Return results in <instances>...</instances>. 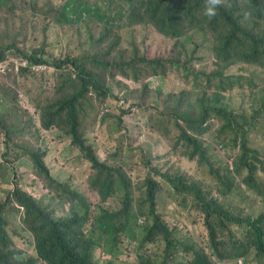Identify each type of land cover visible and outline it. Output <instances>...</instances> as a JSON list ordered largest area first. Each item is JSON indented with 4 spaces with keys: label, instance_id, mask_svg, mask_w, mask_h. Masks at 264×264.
I'll return each instance as SVG.
<instances>
[{
    "label": "rangeland",
    "instance_id": "obj_1",
    "mask_svg": "<svg viewBox=\"0 0 264 264\" xmlns=\"http://www.w3.org/2000/svg\"><path fill=\"white\" fill-rule=\"evenodd\" d=\"M31 1L37 2L40 13L27 12L20 25L5 20L9 16L4 17L0 52H20L28 56L33 50L38 55L42 51L49 62L74 55L95 75L99 84L112 88L117 104L113 99L104 100L100 89L97 93L88 88L77 108V118L79 132L87 144L101 161L119 168L124 180L109 185L110 195L102 201L97 191L99 183L95 182L98 174L71 143L63 119L50 121L45 116L51 111L47 105L64 91L78 93L79 83L40 86L35 83V75L23 76L17 71L14 66L17 56L2 57L0 203H7L6 230L9 249L13 251L10 261L26 264L28 257H37L33 236L23 222V210L13 202L15 198H9L13 184L58 216L72 206V189L80 193L92 210L96 205L115 209L128 200L137 207L146 196L147 179H159L157 211L174 239L196 247L206 245L197 199L193 194L179 195L169 189L159 178L164 171L186 175L241 215L255 216L264 210V58L259 64H245L242 54L256 44H264V0H258L259 7L252 0H221L222 6L232 9L231 18L247 33L246 39H251L243 49L227 53V68H221L214 58L215 39L222 45L225 28L220 26L216 35L211 30L208 34L198 29L205 26L197 24L206 21L204 10L199 11L195 19H191L182 7L178 12L161 16L152 10L154 0H144L145 18L149 21L159 19L157 26H164L163 20L169 17L172 29L178 33L177 42L160 34L152 23H132L123 18L105 25L93 20L96 11L91 6L95 0ZM74 2H79L80 6H72ZM82 4L86 7H81ZM60 7L73 12L77 23L67 27L53 19L57 17L55 8ZM116 9L115 4L110 6V10ZM246 39L235 44H243ZM142 56L162 57L164 72L152 74L151 68H144L137 61ZM131 59L134 63L128 66L127 61ZM106 66L111 67L114 77L104 72ZM210 72L218 73L217 79L209 83L204 74ZM66 73L64 69L61 71V74ZM215 97H220V102L226 106L217 107L226 116H209L202 125L196 122L187 126L181 116L175 115V111L180 115L198 112L208 103V98ZM122 98L124 102L120 101ZM106 102L108 110L101 113L100 106ZM250 122L253 125L245 132ZM43 123H47L46 128ZM182 128L207 150L209 162L205 167H196L184 157L186 139L179 135ZM244 142L248 149L246 157L257 156L261 161H256L253 178L239 162L240 145ZM32 152L42 153L41 158L56 182L36 172L29 158ZM215 169L217 172L213 173ZM131 213L136 214L134 210ZM230 229L220 234L246 245L247 254L242 264H260L259 259L264 257L256 254L250 232L235 224ZM98 230L89 233L98 238ZM120 249L121 253L113 257L115 262L136 264V242L123 236ZM179 249V259H188L189 254L183 246ZM231 250L232 244L227 242L226 252ZM207 254L211 255L209 249ZM94 257L102 260L98 251ZM220 264L235 263L229 260Z\"/></svg>",
    "mask_w": 264,
    "mask_h": 264
},
{
    "label": "trees",
    "instance_id": "obj_2",
    "mask_svg": "<svg viewBox=\"0 0 264 264\" xmlns=\"http://www.w3.org/2000/svg\"><path fill=\"white\" fill-rule=\"evenodd\" d=\"M67 2V0H66ZM65 2V3H66ZM141 0H95L92 4V9L96 11L93 20L109 24L115 20L128 19L132 23H152L156 30L163 36L176 40L177 32L172 29L173 22L169 17H166L162 24L164 26H157L159 21H149L145 18L142 7L140 6ZM206 0H154L152 2L153 12L163 16L169 12H178L179 8H184L185 13L191 18L195 19L196 14L205 9ZM112 4L116 5V10H110ZM77 7L80 6L79 2L72 4ZM81 7H86V4H82ZM55 16L53 19L59 20L60 24L65 23L67 27L71 24L77 23L74 20V13L63 11L60 8H55ZM27 12L33 14L40 13L37 2L31 0H0V29L2 21L11 20L13 23L20 25L22 19L26 16ZM60 13V16L56 15ZM232 9L225 6H219L217 15L209 18L205 16L206 21H201L197 24H204L205 26H199L198 29L216 35L217 29L222 26L225 28L223 35L221 36L222 45L215 39L214 58L218 61L221 68H227L226 55L234 50L243 49L246 44L251 43V39L248 37L242 28L236 23H229L231 18ZM5 17V18H4ZM43 30V27L41 28ZM22 30V29H20ZM243 44H235L242 43ZM177 41V40H176ZM179 42V41H177ZM178 44H176L177 46ZM229 49H227V47ZM73 50V48H72ZM133 53L135 48L132 49ZM0 52V59L5 56H14L17 58H26L30 63L47 64L52 67V70H38L31 71L27 68H20V72L25 75H35V79L38 85L43 87L61 86L64 83H69L73 86L76 82L79 83L78 93H69L64 91L59 97L54 99L49 105L51 111L46 112L45 116L52 119L62 118L66 132L71 136L72 143L80 148L84 156L88 159L91 166L98 174L95 177V182L99 183L97 191L102 201H105L110 195L109 185L123 182L122 171L110 164L101 163L97 159L96 153L93 151L90 145L85 143L79 132V123L77 118V108L79 107L80 100L83 94L88 88H92L99 93V89L102 94H105V89L99 84L95 75L87 69L80 58L74 55H65L63 58L53 60L49 62L47 57L44 56L41 51V55L37 54L36 50H33L30 55L23 56L20 52ZM243 60L251 63H258L264 57V45L256 44L252 49H246L242 51ZM52 57V56H51ZM162 57L147 58L142 56L137 59L144 68H151L152 74L158 75L162 70L161 61ZM133 59L127 61V65H132ZM104 72L108 73L111 77L115 76L111 67L106 66ZM67 71L66 74H61L62 70ZM220 72V71H219ZM222 72V71H221ZM218 72H210L204 74L206 81L211 82L212 79H217ZM103 77V69L101 71ZM198 75V74H197ZM196 75V76H197ZM227 77V76H226ZM228 84V81H225ZM219 106L226 107L220 102V97L213 99L208 98V103L202 105V108L191 114L179 113L175 111L176 116L183 118L184 124L190 126L198 122L202 125L209 116H215L221 118L227 114L222 113ZM261 107H259V110ZM234 111V110H233ZM43 127H47V123L42 124ZM187 131L182 128L181 133L184 139L191 140L192 137L186 133ZM248 151L246 143L240 145L241 158ZM241 158L239 162H242ZM36 165L39 170H44L41 163L37 160ZM253 164L249 162L243 163V168H247L251 174L254 172ZM225 168H229L226 166ZM238 171L237 169H234ZM17 202L21 205L23 210V222L26 225L27 230L32 234L34 241V251L37 257H30L27 264H97L92 257L91 250L97 245L102 251L110 258L116 257L121 253L120 244L122 237H127L130 240L136 242L135 254L139 259V264H148V256L142 249L148 243H160L170 247L174 244V236L171 235L166 225L163 223L160 217V213L157 211V201L154 195L147 194L141 200V202L135 205L132 201H125L122 206L115 209H110L105 206L96 205L95 209H90V204L86 203L81 197L78 207L72 208L68 212L62 213L60 216L55 217L46 208L40 206V202L32 200L29 196H23L17 194ZM79 197V194H78ZM134 210L136 214H132ZM204 210L210 212L214 210L212 204H205ZM143 220L138 224V220ZM226 228L231 231L230 224L244 226L241 219L237 216L228 217ZM217 223V220H215ZM220 226H225L222 220H218ZM245 227V226H244ZM92 228H99L98 238L89 233ZM209 235H214V230L209 226ZM208 236L209 248L213 249L212 238ZM102 237V240H101ZM96 239H100L99 241ZM9 236L6 230V220L0 215V264H20L10 261L12 250L9 249ZM131 246V245H130ZM111 260L105 264H110ZM192 264H215L211 260L210 256L206 255L203 251L195 253Z\"/></svg>",
    "mask_w": 264,
    "mask_h": 264
},
{
    "label": "clouds",
    "instance_id": "obj_3",
    "mask_svg": "<svg viewBox=\"0 0 264 264\" xmlns=\"http://www.w3.org/2000/svg\"><path fill=\"white\" fill-rule=\"evenodd\" d=\"M252 3L254 5H256L257 7L260 6V3L258 0H252ZM144 4H145L144 0H141L140 6L143 7ZM219 6H222L221 0H206L204 14L209 18L216 16ZM168 14L169 13H167L166 15H168ZM228 22L229 23H236L237 25H239V23H237L232 18H230L228 20ZM215 47H216V45L214 46V48ZM229 47L230 46H228L225 51H227L229 49ZM243 62L245 64H259L261 61L258 63H251V62H246L243 60ZM14 66L17 69V71H19L20 68H27V69H30L31 71H38V70L50 71V70H52V67L50 65L40 64V63H30L26 58H23V57L17 58L14 62ZM100 85L102 86L103 89H105V94L101 93L103 96V99L106 101L109 99H113L114 103H116L117 95H114L112 88L111 87H104L101 83H100ZM120 101L124 102V99L122 98V99H120ZM107 105H109L108 102L103 103L100 106L101 113L107 112V110H108ZM252 125H253V123L250 122L248 124V127L246 128L245 132L250 130ZM67 135H69V134L67 133ZM70 138H71V136H70ZM82 138L84 139V137H82ZM178 140H180V139H178ZM71 143H72V140H71ZM85 143L87 144L86 140H85ZM74 146H76V145H74ZM184 146L186 148V150H185L186 152L183 153L184 157L188 161L193 162L196 167H205L206 162H209L207 150L205 148L203 149L201 147L200 143L193 137L191 140H186L184 142ZM77 148L80 151L83 158L90 164V162L84 156V154L80 150V148L79 147H77ZM93 151H94V149H93ZM246 154H244L241 157V158H244V159H242V162H241L242 166H243V163L246 161L253 164V165H256L257 160L261 163L260 159L257 158V156L247 158ZM41 156H42V153L36 154L34 152H32L29 155V158L32 162V166L34 167L36 172L38 171L37 173L39 175H42L45 179L55 181V179L50 174L49 169L47 168L44 161L42 160ZM97 159L101 163H104L98 157H97ZM37 160L41 163L44 170L38 169V167L36 165ZM104 164H106V163H104ZM90 167L93 169L91 164H90ZM230 169H233V168H230ZM235 169H237V168H235ZM216 172H217V170L215 169V171L213 173H216ZM255 173H256V167L254 166V172L252 173L251 178H253ZM159 178H160V180H163L166 183V185L169 189L173 190L174 192H177V194H179V195L193 194L195 196V198L197 199V202H198L196 205L197 210H199L202 213V217H203V224L202 225L205 229L206 245L203 247H196L194 244L186 245V244H183L177 238L174 239L175 242L170 247H167L165 245H160L158 243H148L142 249V251L149 254V260L148 261H150V262L148 264H192L195 253H200L201 251H203L206 255H208L207 249L210 250V253H211L210 258H211V260L214 261L215 264H220V262H225V261H229V260H233V262L235 264H242L246 258V254H247L246 245H244V243L240 242V241H232L230 239H227L220 234V232L229 231L226 228V225H227V222L229 223L228 217H230V216H237L241 219V222L245 227L241 226V225H237V224H235V225L239 226L243 229H246L248 232H250V241L255 246V251L257 252L256 254H258L261 257H264V210L259 212L255 216L241 215L239 213H236L234 210H232L218 196L212 194L209 191L201 189L192 179H190L189 177H187L184 174H181V173L176 174V173H170L169 171H164L163 174L159 175ZM58 186H61V184L58 183ZM159 191H160L159 179L155 178V180H153L151 178H148L147 183H146V191H145L146 195L147 194L154 195L156 198V201H157ZM8 194H9V198H15V200H13V202L16 205H19L20 207H21V205L17 202V198H18L17 194H22L23 196H29L32 198V200L36 201L35 197H33L32 195H30L29 193H27L26 191H24L23 189H21L19 186L15 185V184H13V188L11 189V191H9ZM70 194L72 197V199H71L72 200V206L69 207L68 211H70L74 207H78L80 204V198H81L80 193L73 190V189H72V191H70ZM78 194H79V197H78ZM207 203L212 204V206L214 207V210H211L210 212H206L204 210V205ZM157 204H158V202H157ZM6 205H7L6 202L0 203V215L5 220H6V218H5ZM68 211H65V212H68ZM53 216H55V215H53ZM58 216H60V215H58ZM58 216H55V217H58ZM160 217H161V215H160ZM219 219L222 220V222L225 226H220L218 224ZM161 220L163 221V223L168 228V224L162 219V217H161ZM215 220H217V223H215ZM138 224H140L139 220H138ZM233 224L234 223H231L230 226H232ZM209 226L212 227L214 230L213 236L209 235ZM97 229H99V228H95V229L92 228V229H88V230H97ZM98 231H100V229ZM208 236H210L212 238L213 249L209 248V246H208L209 245ZM96 240L99 241L100 239H96ZM101 240H102V237H101ZM227 242H230L232 244V250L230 252H226ZM180 246H183V249L185 251H187L189 254V258L184 260V261L179 259V252H180L179 247ZM96 251H98L100 253V255L102 257L101 261H98L95 259L94 256H95ZM149 251H150V253H149ZM91 254H92L93 260L97 264H105L108 260L109 261L111 260L110 264H122V262L121 263L115 262L113 258H110L108 255H106L100 247H97L96 244L93 247V249L91 250ZM214 257H216V259H214ZM29 258L30 257H28V260H29ZM135 261H136V264H139L138 259H135ZM258 262L260 264H264V259L263 258L259 259ZM26 264H27V262H26Z\"/></svg>",
    "mask_w": 264,
    "mask_h": 264
}]
</instances>
